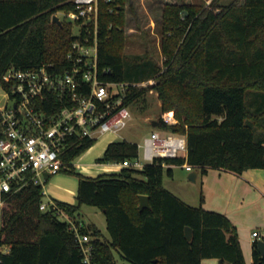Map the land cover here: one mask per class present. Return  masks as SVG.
<instances>
[{
	"label": "trees",
	"instance_id": "16d2710c",
	"mask_svg": "<svg viewBox=\"0 0 264 264\" xmlns=\"http://www.w3.org/2000/svg\"><path fill=\"white\" fill-rule=\"evenodd\" d=\"M129 0H99L98 63L110 68L109 81L133 84L125 104L156 90L163 112L179 120L160 129L186 136L187 155L156 157L142 169L122 167L97 176L63 170L79 179L76 204L56 200L58 208L77 219L83 204L98 207L106 218V238L97 226L80 232L91 238L92 264H117L115 251L131 264H201L205 258L246 264L237 228L223 213L192 206L164 185L173 166L191 165L241 174L264 168V0H211L205 6L186 2L163 5L158 23L163 65L149 57L134 76L125 72L126 10ZM73 0H0V87L11 67H69L67 53L79 38L74 23L53 21L58 11L75 10ZM85 29L82 30V36ZM92 37V36H90ZM154 80L153 85L134 84ZM48 111L47 108H45ZM2 116L0 113V127ZM82 140L64 156L72 162L94 144ZM127 140L110 142L99 163L118 164L138 156ZM151 207L139 209V195ZM42 187L29 184L11 194L1 219L0 243L10 246L1 264H87L75 232L53 209L43 211ZM186 227L192 238L186 237ZM252 264H264L257 242Z\"/></svg>",
	"mask_w": 264,
	"mask_h": 264
},
{
	"label": "built area",
	"instance_id": "2783aa9c",
	"mask_svg": "<svg viewBox=\"0 0 264 264\" xmlns=\"http://www.w3.org/2000/svg\"><path fill=\"white\" fill-rule=\"evenodd\" d=\"M73 2L76 9L65 15L78 24L75 34L79 38L67 53L69 67L63 71L46 66L31 70L11 67L3 75L11 86L3 89L7 102L0 107V231L3 207L11 194L33 184L41 186L46 195L50 177L73 165L64 156L75 145L85 139L95 141L106 133L119 134L132 119L125 100L133 84L104 79L111 69H101L98 63L99 0ZM161 120L169 127L180 123L174 112H164ZM161 130L151 131L144 143L138 144V156L116 165L142 169L156 157L184 156L186 136ZM140 149H144L142 154ZM183 166L187 171L194 169L188 163ZM40 209H53L68 223L84 262L92 264L91 238L80 232L85 223L59 209L53 198L42 200ZM251 237L253 242L264 241V229L253 230ZM9 251V245L0 243V264L1 255Z\"/></svg>",
	"mask_w": 264,
	"mask_h": 264
},
{
	"label": "rangeland",
	"instance_id": "374dc122",
	"mask_svg": "<svg viewBox=\"0 0 264 264\" xmlns=\"http://www.w3.org/2000/svg\"><path fill=\"white\" fill-rule=\"evenodd\" d=\"M186 2L192 4H201L207 6L211 0H129L126 10V44L125 52V72L127 79L129 74L133 76L142 65L141 59L149 57L156 63L163 65L164 55L162 53L161 35L159 34L158 23L162 20L163 5L167 2ZM231 0H222L228 3ZM56 16L60 21L66 20L65 11H58ZM79 30L78 24H74V31ZM134 76L133 79H137ZM154 80H145L141 83L134 84L138 87H147L153 85ZM7 102L4 90L0 87V107ZM12 103V101H10ZM161 99L156 90H149L144 99L133 103L130 106L132 119L128 126L121 130L119 134L106 133L95 140L94 144L85 150L81 155L73 160V166L76 173L84 176H97L107 173L108 170H119L121 167L114 163H99V159L103 156L107 145L110 142L127 140L143 144L151 131L161 130L159 127L152 125L153 121H158L164 113L161 108ZM172 112V111H171ZM162 131V130H161ZM178 134V133H177ZM144 149H140L142 154ZM189 172L182 167L176 168L175 181L167 184L172 188L177 196L192 206H199V199L194 197L198 195L199 184L188 179ZM167 177V176H165ZM167 179V178H166ZM79 179L76 174L60 171L50 177L46 183V195L43 200L48 202L50 198L55 200L76 204V194L78 191ZM185 196V197H184ZM78 218L85 225L97 226L107 233L105 214L95 206L83 204L79 209ZM109 237V235H108ZM245 245L242 246V249ZM117 264H131L124 260L120 254L115 251Z\"/></svg>",
	"mask_w": 264,
	"mask_h": 264
},
{
	"label": "crops",
	"instance_id": "0c3cea01",
	"mask_svg": "<svg viewBox=\"0 0 264 264\" xmlns=\"http://www.w3.org/2000/svg\"><path fill=\"white\" fill-rule=\"evenodd\" d=\"M186 155L187 153L184 156ZM177 167L185 168L183 165L173 166V177H164L165 187L172 192L174 190L167 184L175 181ZM108 171L107 173L118 172ZM193 171H197L194 184H199V191L198 195H195L193 190L192 192L194 197L199 199V206L223 213L230 219L237 228L241 247L245 245L243 253L246 264H252L254 242L251 233L255 229H264V168H249L241 174L217 168H209L206 173L197 169L188 172L190 174ZM101 231L109 238L103 229ZM201 264L229 263H224L218 258H205Z\"/></svg>",
	"mask_w": 264,
	"mask_h": 264
},
{
	"label": "water",
	"instance_id": "95a60500",
	"mask_svg": "<svg viewBox=\"0 0 264 264\" xmlns=\"http://www.w3.org/2000/svg\"><path fill=\"white\" fill-rule=\"evenodd\" d=\"M53 21L61 23L60 19L57 16H55L53 18ZM152 125L154 127H157L159 125V122L158 121H153ZM188 179L191 180V181H196V179H197V171L191 172L188 175ZM139 202H140L139 203V209L140 210H143L144 208H150L151 207L148 195H145V194L139 195ZM185 232H186V237L189 240H191V238H192V229L190 227H186ZM257 246H258V249H259L260 253L262 255H264V241H258L257 242Z\"/></svg>",
	"mask_w": 264,
	"mask_h": 264
}]
</instances>
